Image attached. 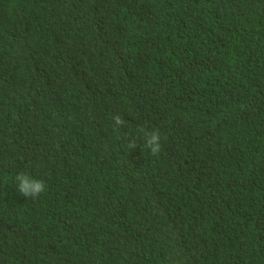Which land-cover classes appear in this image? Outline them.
I'll list each match as a JSON object with an SVG mask.
<instances>
[{
	"label": "trees",
	"instance_id": "16d2710c",
	"mask_svg": "<svg viewBox=\"0 0 264 264\" xmlns=\"http://www.w3.org/2000/svg\"><path fill=\"white\" fill-rule=\"evenodd\" d=\"M0 264H264V0H0Z\"/></svg>",
	"mask_w": 264,
	"mask_h": 264
},
{
	"label": "clouds",
	"instance_id": "9594fccd",
	"mask_svg": "<svg viewBox=\"0 0 264 264\" xmlns=\"http://www.w3.org/2000/svg\"><path fill=\"white\" fill-rule=\"evenodd\" d=\"M113 119L117 126L124 124V120L119 115L114 116ZM140 131L144 134V149L150 150L153 156H157L161 151L159 131L155 129L148 131L144 128H141ZM15 182L17 191L26 198L39 197L46 190V184L42 179H37L27 173L17 174Z\"/></svg>",
	"mask_w": 264,
	"mask_h": 264
}]
</instances>
